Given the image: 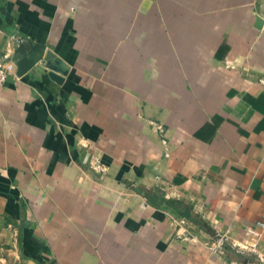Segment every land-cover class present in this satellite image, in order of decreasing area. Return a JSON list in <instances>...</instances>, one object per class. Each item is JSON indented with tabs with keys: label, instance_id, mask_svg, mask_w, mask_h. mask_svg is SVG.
Here are the masks:
<instances>
[{
	"label": "crops",
	"instance_id": "crops-1",
	"mask_svg": "<svg viewBox=\"0 0 264 264\" xmlns=\"http://www.w3.org/2000/svg\"><path fill=\"white\" fill-rule=\"evenodd\" d=\"M0 55V264L264 256V0H0Z\"/></svg>",
	"mask_w": 264,
	"mask_h": 264
},
{
	"label": "trees",
	"instance_id": "trees-1",
	"mask_svg": "<svg viewBox=\"0 0 264 264\" xmlns=\"http://www.w3.org/2000/svg\"><path fill=\"white\" fill-rule=\"evenodd\" d=\"M184 169H182V173L185 175ZM165 204H174L175 202L173 200L167 199L164 200ZM180 215L184 216V218L190 220V221H194V219H190L191 217H189V206L184 205L182 209H179ZM205 230H208V226L206 228H204ZM209 233L212 236H215L216 233L213 230H210ZM217 237V235H216ZM218 251H219V256L222 257V259L226 262H232V261H236V262H242V263H246V262H252L253 258H252V254H248L240 249H236L234 247H231V242L227 239H221L219 241L218 244ZM241 255V256H240ZM239 256L241 257V259H239Z\"/></svg>",
	"mask_w": 264,
	"mask_h": 264
},
{
	"label": "water",
	"instance_id": "water-1",
	"mask_svg": "<svg viewBox=\"0 0 264 264\" xmlns=\"http://www.w3.org/2000/svg\"><path fill=\"white\" fill-rule=\"evenodd\" d=\"M33 63L34 59L31 57H19L14 61V65L16 67L15 74L19 76L20 74L24 73L33 65ZM39 63L42 65V70L46 73L49 79L56 83L61 81V77H59V75H63L66 71V66H64L61 61L54 58L52 59L46 55L40 60Z\"/></svg>",
	"mask_w": 264,
	"mask_h": 264
},
{
	"label": "built area",
	"instance_id": "built-area-1",
	"mask_svg": "<svg viewBox=\"0 0 264 264\" xmlns=\"http://www.w3.org/2000/svg\"><path fill=\"white\" fill-rule=\"evenodd\" d=\"M6 57L0 55V86L6 81V77L10 73ZM157 130L161 131V127L156 126ZM264 229L263 221H256L254 227H249L246 232L253 238L258 239L261 235V231Z\"/></svg>",
	"mask_w": 264,
	"mask_h": 264
},
{
	"label": "rangeland",
	"instance_id": "rangeland-1",
	"mask_svg": "<svg viewBox=\"0 0 264 264\" xmlns=\"http://www.w3.org/2000/svg\"><path fill=\"white\" fill-rule=\"evenodd\" d=\"M231 247H234L236 249L243 250L245 252V254L246 253L252 254L253 261L252 262L242 263V262H236V261L226 262L223 259H220L221 262H223V263L226 262V264H264V256L258 255V252H257V249L256 248L255 249L253 248L254 250H251V248L249 246L245 245V244L242 246L240 244L235 245L234 243L233 244L231 243ZM216 250H218V246H217ZM240 256H239V259H241Z\"/></svg>",
	"mask_w": 264,
	"mask_h": 264
}]
</instances>
